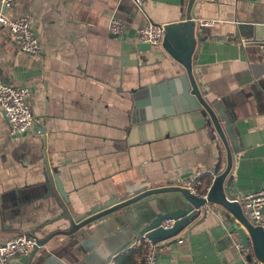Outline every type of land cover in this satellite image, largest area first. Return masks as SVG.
Here are the masks:
<instances>
[{
	"label": "crops",
	"instance_id": "crops-1",
	"mask_svg": "<svg viewBox=\"0 0 264 264\" xmlns=\"http://www.w3.org/2000/svg\"><path fill=\"white\" fill-rule=\"evenodd\" d=\"M187 11L198 40L195 82L227 99L236 150L226 136L233 197L264 188V0H195L190 9L188 0H146L141 10L131 0H17L11 9L0 4V15L29 17L42 52H19L0 30V80L32 89L35 118L30 131L15 138L0 110V216L11 224L0 243L20 225L36 231L41 243L51 237L53 225L41 226L49 204L34 188L45 162L78 213L180 186L196 170L205 172L200 185L207 189L227 168L226 150L199 112L167 114L158 100L161 84L184 74L182 66L162 43L148 47L137 40L146 21L178 23ZM113 17L124 25L119 36L109 32ZM200 19L215 23L200 27ZM235 223L216 205L202 208L163 243L157 264H247L235 248ZM133 249L111 264H142Z\"/></svg>",
	"mask_w": 264,
	"mask_h": 264
},
{
	"label": "water",
	"instance_id": "water-1",
	"mask_svg": "<svg viewBox=\"0 0 264 264\" xmlns=\"http://www.w3.org/2000/svg\"><path fill=\"white\" fill-rule=\"evenodd\" d=\"M194 1L188 0L189 9ZM195 25L188 11L184 21L164 25L162 47L182 66L184 74L163 82L164 92L158 100L167 114L199 112L212 139L226 150L227 168L213 179L206 198L179 186H169L144 190L123 201L112 199L82 213L71 212L58 176L45 162L34 188L37 199L49 204L46 210L49 216L41 226L53 225L48 234L51 237L41 243L36 231L28 227L20 225L12 229L14 233L35 237L37 246L28 255L19 256L18 263L13 259L11 264H111L118 254L133 249L142 236L152 244L175 237L200 215L206 203L218 206L236 220V233L245 248L250 238L252 253L241 255L243 260L247 264H264V229L253 226L243 215L233 198L232 180L228 178L231 154L226 136L236 150L226 96L213 97L193 76L192 58L198 43ZM153 101L157 104L155 98ZM164 220L172 221L171 227L162 228ZM9 225L2 214L0 232L9 230Z\"/></svg>",
	"mask_w": 264,
	"mask_h": 264
},
{
	"label": "built area",
	"instance_id": "built-area-1",
	"mask_svg": "<svg viewBox=\"0 0 264 264\" xmlns=\"http://www.w3.org/2000/svg\"><path fill=\"white\" fill-rule=\"evenodd\" d=\"M139 10L143 9L146 0H131ZM0 4L4 8H14L17 0H0ZM31 20L27 16L16 18L0 15V30L4 29L9 40L17 47L19 52L26 55H39L42 52V44L31 24ZM214 21L200 19L197 24L200 27H211ZM109 32L119 36L124 29L123 23L116 17L109 21ZM164 25L156 24L152 21H146L137 32V40L141 44L156 45L162 43L164 37ZM32 89L27 86L10 85L0 80V110L8 124L9 134L11 136L26 134L35 123V118L31 110ZM205 175L204 171L196 170L192 172L188 178L182 180L179 186L188 190L190 193L200 198H206V194L210 190V186L204 193H200L198 188L200 180ZM214 177V176H213ZM214 179V178H213ZM211 180V184L212 181ZM234 200L240 205L243 215L247 220L257 227L264 229V218L261 209L264 205V188L258 192L235 195ZM210 204L206 203L201 207L204 209ZM172 221L164 220L161 223L162 228H169ZM165 241L152 244L145 236H142L136 242L135 247L141 244L146 247L142 264H157L159 254L164 250ZM248 247L245 248L240 241L235 244L236 251L240 255H244L247 251L252 253L251 240L248 238ZM37 246V239L26 234H17L16 236L0 243V264H11V261L19 256L28 255Z\"/></svg>",
	"mask_w": 264,
	"mask_h": 264
},
{
	"label": "trees",
	"instance_id": "trees-1",
	"mask_svg": "<svg viewBox=\"0 0 264 264\" xmlns=\"http://www.w3.org/2000/svg\"><path fill=\"white\" fill-rule=\"evenodd\" d=\"M207 185H208L207 183L204 186L200 185L199 188H198V191L200 193H204L205 190H206L205 188H206ZM145 250H146V247L144 246V244H141L137 249H133L132 250L133 252H130V254L135 252L137 255H139L142 258L144 256V254H145ZM140 264H141V262H140Z\"/></svg>",
	"mask_w": 264,
	"mask_h": 264
}]
</instances>
